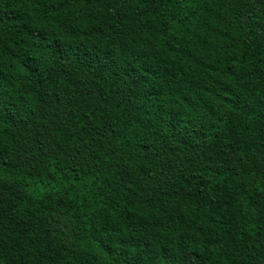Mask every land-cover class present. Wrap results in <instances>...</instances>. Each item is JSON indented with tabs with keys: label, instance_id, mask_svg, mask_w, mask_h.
Here are the masks:
<instances>
[{
	"label": "trees",
	"instance_id": "obj_1",
	"mask_svg": "<svg viewBox=\"0 0 264 264\" xmlns=\"http://www.w3.org/2000/svg\"><path fill=\"white\" fill-rule=\"evenodd\" d=\"M0 264H264V0H0Z\"/></svg>",
	"mask_w": 264,
	"mask_h": 264
}]
</instances>
